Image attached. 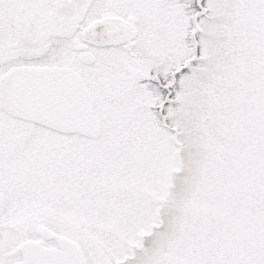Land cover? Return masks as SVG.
Masks as SVG:
<instances>
[{"label":"snow or ice","instance_id":"obj_1","mask_svg":"<svg viewBox=\"0 0 264 264\" xmlns=\"http://www.w3.org/2000/svg\"><path fill=\"white\" fill-rule=\"evenodd\" d=\"M0 264H264V0H0Z\"/></svg>","mask_w":264,"mask_h":264}]
</instances>
